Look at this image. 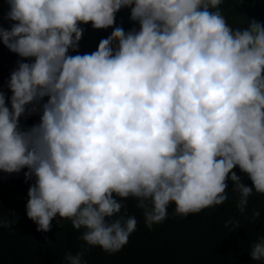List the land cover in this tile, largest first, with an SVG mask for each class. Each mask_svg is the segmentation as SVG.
Masks as SVG:
<instances>
[{
  "label": "clouds",
  "instance_id": "9594fccd",
  "mask_svg": "<svg viewBox=\"0 0 264 264\" xmlns=\"http://www.w3.org/2000/svg\"><path fill=\"white\" fill-rule=\"evenodd\" d=\"M5 2L0 45L21 59L11 96L0 86V173L27 169L37 231H51L57 216L83 229L84 245L65 264H87L90 247L114 253L128 243L138 226L129 198L151 228L172 204L180 216L224 204L229 179L241 215L254 192L264 194V24L231 26L225 0ZM125 8L138 28L116 25ZM89 23L113 30L79 54ZM259 217L254 210L249 222ZM14 223L0 213V229ZM249 254L264 262V236Z\"/></svg>",
  "mask_w": 264,
  "mask_h": 264
},
{
  "label": "trees",
  "instance_id": "16d2710c",
  "mask_svg": "<svg viewBox=\"0 0 264 264\" xmlns=\"http://www.w3.org/2000/svg\"><path fill=\"white\" fill-rule=\"evenodd\" d=\"M220 8L233 27H246L247 24L241 22L247 17L264 24V0H225ZM8 10L5 0H0V16L6 17ZM129 16L130 9H122L116 14V25L126 31L134 26L138 28ZM2 23L9 28L12 22L3 19ZM81 27L85 31L79 42V54L94 52L100 40L113 30H96L91 23ZM70 54L76 53L70 51ZM20 59L0 45V86L9 97L11 92L7 83ZM38 121L37 114L22 118L21 124L30 126ZM25 171L27 169L18 174L0 173V213L6 221L16 220L12 228L0 229V264H65V253L71 251L75 254L84 245L79 239L83 229L76 230L70 220H60L57 216L52 221L51 231H37V225L26 214L27 192L34 181H25ZM234 171L245 185L252 186L251 180L238 167ZM232 187L229 179V199L224 204L197 214L176 215L175 205H170L167 218L151 228L145 225L135 199L129 198L125 201L128 213L136 216L138 226L128 243L114 253L105 252L99 246L90 247L83 259L87 264H258L251 259L249 251L251 242L257 236H264V194L254 192L249 197L245 214L241 215L236 207L238 197L231 191ZM254 210L260 212V217L253 224L249 220ZM230 219L239 220V228L225 227Z\"/></svg>",
  "mask_w": 264,
  "mask_h": 264
}]
</instances>
